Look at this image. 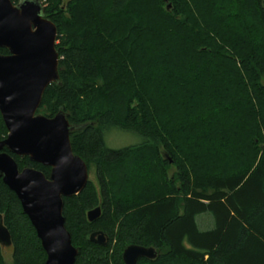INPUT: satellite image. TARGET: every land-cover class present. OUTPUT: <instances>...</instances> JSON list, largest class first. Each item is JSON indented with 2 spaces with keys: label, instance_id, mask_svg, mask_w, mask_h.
Returning <instances> with one entry per match:
<instances>
[{
  "label": "trees",
  "instance_id": "obj_1",
  "mask_svg": "<svg viewBox=\"0 0 264 264\" xmlns=\"http://www.w3.org/2000/svg\"><path fill=\"white\" fill-rule=\"evenodd\" d=\"M91 1L40 0L57 31L59 82L36 113L65 114L73 154L95 179L62 199L74 264H123L130 245L156 252L136 264H264L263 0H153L144 10L140 0H105L99 11ZM111 130L141 142L109 149ZM10 156L18 170L48 177L49 168ZM204 214L212 228L200 231ZM0 219L11 264H44L1 179ZM93 232L104 246L89 241Z\"/></svg>",
  "mask_w": 264,
  "mask_h": 264
},
{
  "label": "water",
  "instance_id": "obj_2",
  "mask_svg": "<svg viewBox=\"0 0 264 264\" xmlns=\"http://www.w3.org/2000/svg\"><path fill=\"white\" fill-rule=\"evenodd\" d=\"M56 37L55 26L43 17L40 0L17 4L0 0V49L7 51L0 55V117L7 131L0 140V179L29 220L45 253L44 264H74L77 250L64 226L62 199L76 196L85 187L87 167L73 154L69 141L73 128L65 114L47 118L36 113L46 88L59 82ZM10 155L49 168L48 177L32 168L18 170ZM99 216L96 208L87 213V220ZM89 241L106 244L101 232L91 233ZM0 247H11L1 219ZM155 257L153 248L135 245L122 252L123 264Z\"/></svg>",
  "mask_w": 264,
  "mask_h": 264
},
{
  "label": "rangeland",
  "instance_id": "obj_3",
  "mask_svg": "<svg viewBox=\"0 0 264 264\" xmlns=\"http://www.w3.org/2000/svg\"><path fill=\"white\" fill-rule=\"evenodd\" d=\"M67 1L68 0H62L63 5ZM91 3H92V6L95 7V9L97 11H99L104 6L105 0H92ZM152 5L154 6L153 0H140V4L138 7H140L141 9L144 10L145 7L152 8L153 7ZM152 11H153V9H152ZM204 16H205V18L203 17V19H206V17H208L209 14H205ZM156 33L157 32H155V34ZM156 35H159L158 37H161L162 34L158 33ZM113 37L117 38V35H114ZM167 43H168L167 39H164V44L168 45ZM169 47H171V46H169ZM169 47H167V48H169ZM163 49H166V48H163ZM158 62L161 63L160 60L157 61V63ZM173 64H175V61H171L170 63H166V65L168 66L170 71L172 69H174V67H175ZM104 141H105L106 147L109 149H113V150L121 149V148L128 147V146L138 145L141 142V140L137 136H133L129 133L118 131V130H111L110 132H107L104 135ZM197 147H200L198 150H196V152H198V153H201L204 151V149H206V148L201 147L200 145H198ZM88 179L91 181H95L93 174H88ZM196 223H197V226H198L200 231H207V230L212 228V219L207 214L198 216L196 218ZM1 254H2V258L6 264L12 263V248L11 247L1 248Z\"/></svg>",
  "mask_w": 264,
  "mask_h": 264
},
{
  "label": "flooded vegetation",
  "instance_id": "obj_4",
  "mask_svg": "<svg viewBox=\"0 0 264 264\" xmlns=\"http://www.w3.org/2000/svg\"><path fill=\"white\" fill-rule=\"evenodd\" d=\"M18 3V2H17ZM17 3H15V4H17Z\"/></svg>",
  "mask_w": 264,
  "mask_h": 264
}]
</instances>
